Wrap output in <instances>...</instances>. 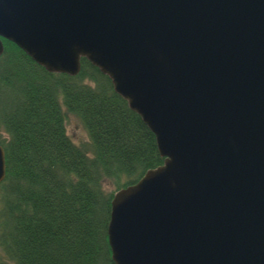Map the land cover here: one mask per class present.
Returning <instances> with one entry per match:
<instances>
[{
    "label": "water",
    "instance_id": "water-1",
    "mask_svg": "<svg viewBox=\"0 0 264 264\" xmlns=\"http://www.w3.org/2000/svg\"><path fill=\"white\" fill-rule=\"evenodd\" d=\"M1 38L49 72L85 57L155 135L164 164L111 202L114 264H264V0H0Z\"/></svg>",
    "mask_w": 264,
    "mask_h": 264
},
{
    "label": "trees",
    "instance_id": "trees-1",
    "mask_svg": "<svg viewBox=\"0 0 264 264\" xmlns=\"http://www.w3.org/2000/svg\"><path fill=\"white\" fill-rule=\"evenodd\" d=\"M1 39L0 264H114L111 202L163 163L155 135L85 57L76 75L49 72ZM71 116L89 142L70 138Z\"/></svg>",
    "mask_w": 264,
    "mask_h": 264
},
{
    "label": "rangeland",
    "instance_id": "rangeland-1",
    "mask_svg": "<svg viewBox=\"0 0 264 264\" xmlns=\"http://www.w3.org/2000/svg\"><path fill=\"white\" fill-rule=\"evenodd\" d=\"M67 132H68L70 138L76 144H83V143L89 142V138H88L87 132H86L83 124L75 116H71L68 119Z\"/></svg>",
    "mask_w": 264,
    "mask_h": 264
},
{
    "label": "bare ground",
    "instance_id": "bare-ground-1",
    "mask_svg": "<svg viewBox=\"0 0 264 264\" xmlns=\"http://www.w3.org/2000/svg\"><path fill=\"white\" fill-rule=\"evenodd\" d=\"M155 139H156V137H155ZM1 145V144H0ZM156 145H157V141H156ZM157 149H158V146H157ZM158 152H159V150H158ZM159 154H160V152H159ZM161 156V155H160ZM162 157V156H161ZM164 164V157H163V163L162 164H160L159 166H162ZM117 193V192H116ZM115 193V194H116ZM108 230V229H107Z\"/></svg>",
    "mask_w": 264,
    "mask_h": 264
}]
</instances>
